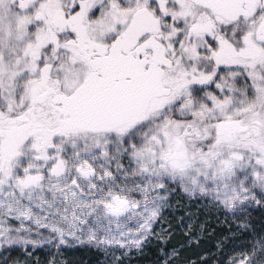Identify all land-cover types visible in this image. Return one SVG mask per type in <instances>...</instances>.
<instances>
[{"label": "snow or ice", "instance_id": "6c2138e0", "mask_svg": "<svg viewBox=\"0 0 264 264\" xmlns=\"http://www.w3.org/2000/svg\"><path fill=\"white\" fill-rule=\"evenodd\" d=\"M0 264H264V0H0Z\"/></svg>", "mask_w": 264, "mask_h": 264}]
</instances>
